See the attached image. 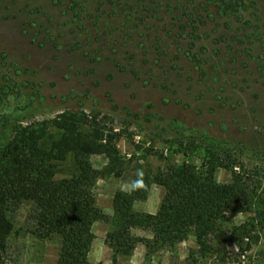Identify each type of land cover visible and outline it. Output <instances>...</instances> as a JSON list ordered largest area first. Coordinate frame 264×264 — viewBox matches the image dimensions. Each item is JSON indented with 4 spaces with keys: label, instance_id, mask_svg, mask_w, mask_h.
<instances>
[{
    "label": "rangeland",
    "instance_id": "1",
    "mask_svg": "<svg viewBox=\"0 0 264 264\" xmlns=\"http://www.w3.org/2000/svg\"><path fill=\"white\" fill-rule=\"evenodd\" d=\"M66 111L108 117L123 133L121 156L133 159L123 178L98 181L104 213L114 192L131 191L137 165L200 167L204 150L181 147L192 141L229 151L250 194L225 227L250 223L257 242L249 251L230 243L225 261L196 242L170 264H264V0H0V163L16 128ZM217 179L230 183L232 173ZM11 218L7 264H56L60 239H36L32 205ZM153 255L144 264H162Z\"/></svg>",
    "mask_w": 264,
    "mask_h": 264
},
{
    "label": "trees",
    "instance_id": "2",
    "mask_svg": "<svg viewBox=\"0 0 264 264\" xmlns=\"http://www.w3.org/2000/svg\"><path fill=\"white\" fill-rule=\"evenodd\" d=\"M122 138L108 117L94 112L66 111L16 128L0 163V264H7V245L15 230L11 216L24 204L32 205L33 235L38 241L60 239L57 264H93L88 255L96 222L110 228L105 242L114 252V264L118 258H130L139 244L145 245L147 258L161 251L174 253L190 236L202 255L223 261L230 243L243 251L252 249L258 239L252 237L254 225L225 227L227 217L250 194L247 181L235 171L237 162L229 151L204 148L195 141L181 147L185 156L204 150L200 167L187 161L157 170L137 165L133 181L142 172L143 183L130 192L117 191L114 214L104 213L97 205L98 181L123 178L133 162L120 154ZM94 156L107 160L102 170L94 167ZM66 166L67 174L62 169ZM219 170L231 172L232 181L220 183ZM154 185L165 190L159 211L155 215L136 212L134 205L146 202ZM259 218L264 226V205ZM137 229L153 232V239L134 235Z\"/></svg>",
    "mask_w": 264,
    "mask_h": 264
},
{
    "label": "crops",
    "instance_id": "3",
    "mask_svg": "<svg viewBox=\"0 0 264 264\" xmlns=\"http://www.w3.org/2000/svg\"><path fill=\"white\" fill-rule=\"evenodd\" d=\"M124 191V190H123ZM129 191V190H127ZM114 194L110 197L111 205L104 210L105 213L111 215L113 212V198ZM165 196V190L162 187L159 186H152L150 196L147 202L140 203L141 205H138V203L135 204L134 208L137 212L141 213H147L155 215L159 211L161 202ZM140 206V207H139ZM92 232L95 235V240L91 246V250L88 255V260L90 263L93 264H112V251L107 247L105 244V239L107 236L108 228L107 225L104 223L96 222L93 225ZM136 233L140 236L152 239L153 235L152 233L145 232V231H136ZM196 240L193 237H190L187 241L181 243L178 245L176 251L173 253L171 252H160L155 255H153V258H158L162 264H170V262L175 259L178 256H181L183 258L186 254V251L189 248H196ZM232 250H235V248L231 245ZM230 249V246L227 250ZM147 253V249L143 245H139L134 253V256L130 261H128L127 264H144L145 256ZM60 250L58 252V258H59ZM57 258V262H58ZM57 264V263H56Z\"/></svg>",
    "mask_w": 264,
    "mask_h": 264
},
{
    "label": "clouds",
    "instance_id": "4",
    "mask_svg": "<svg viewBox=\"0 0 264 264\" xmlns=\"http://www.w3.org/2000/svg\"><path fill=\"white\" fill-rule=\"evenodd\" d=\"M138 175L140 178H138L136 181L131 182L129 185L131 190H134L138 185H141L143 183V181H142L143 173L141 172Z\"/></svg>",
    "mask_w": 264,
    "mask_h": 264
}]
</instances>
